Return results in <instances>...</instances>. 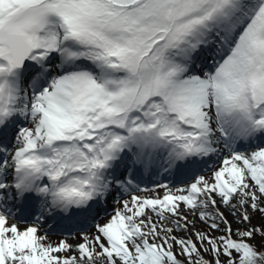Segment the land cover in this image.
Instances as JSON below:
<instances>
[{
	"label": "snow or ice",
	"instance_id": "1",
	"mask_svg": "<svg viewBox=\"0 0 264 264\" xmlns=\"http://www.w3.org/2000/svg\"><path fill=\"white\" fill-rule=\"evenodd\" d=\"M0 264H264V0H0Z\"/></svg>",
	"mask_w": 264,
	"mask_h": 264
},
{
	"label": "bare ground",
	"instance_id": "2",
	"mask_svg": "<svg viewBox=\"0 0 264 264\" xmlns=\"http://www.w3.org/2000/svg\"><path fill=\"white\" fill-rule=\"evenodd\" d=\"M147 182V181H146ZM148 187H152L153 185L151 183H148ZM53 239H56V237H53Z\"/></svg>",
	"mask_w": 264,
	"mask_h": 264
}]
</instances>
